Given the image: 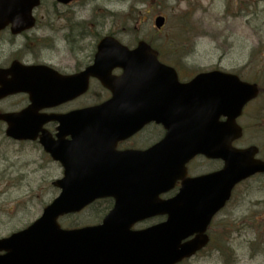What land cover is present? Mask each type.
Here are the masks:
<instances>
[{
	"label": "water",
	"instance_id": "95a60500",
	"mask_svg": "<svg viewBox=\"0 0 264 264\" xmlns=\"http://www.w3.org/2000/svg\"><path fill=\"white\" fill-rule=\"evenodd\" d=\"M37 4L38 0H0V28L8 21L17 20H23L22 24L16 25L18 28L29 26L31 9ZM163 23V17L155 19L157 28ZM114 67L122 68L123 73L111 75ZM50 74L52 81L47 80V88L34 90L24 86L8 92H28L31 107L51 106L70 98V90L77 78L80 92L86 91L88 78L93 76L118 94L113 93L110 100L100 105L58 117L29 116L32 110H26L24 114L0 115V119L8 124L6 134L16 139H35L44 122L57 119L60 123L58 141H53L44 132L40 142L64 167L63 179L54 183L61 188V193L44 208L42 216L26 229L0 239V252H4L0 254V264H175L208 242L204 234L206 227L229 199L232 188L255 173H264V161L254 158L256 147L236 149L231 146V142L241 135L235 119L246 102L256 96V85L242 82L236 75L214 71L180 83L176 72L160 64L156 51L145 42H139L130 50L110 37L101 40L94 64L78 77L57 78L52 72ZM43 75L45 79L48 77ZM127 84L135 94L129 103L125 102L129 92ZM169 90L175 92L173 96L169 95ZM150 107L157 108V117L169 130L174 128L181 132L188 141L194 132L199 135L202 127L205 132L208 124L216 123L219 115H227L224 155L213 152L204 144L193 145V142L183 144L188 147L174 152L176 157L183 156L178 152L181 151L186 152V158L196 153L223 158V170L212 174L201 185L184 182L180 194L166 201L159 200L158 195L172 187L178 177L177 171L181 169L173 156L161 163H150L143 190L108 182L111 174L108 175V171L103 174L104 170L96 165L92 170L97 173L89 177L91 182L86 180L88 175L80 164L86 151L79 148L81 138H119L143 124L144 110ZM165 117L170 119L169 125L165 123ZM66 135L74 141L64 142L62 139ZM110 155L107 154L108 158ZM127 194L139 199V204L143 199V203L131 208L128 200H134ZM111 195L116 198V205L101 224L64 230L57 223L58 216L78 211L95 198ZM158 214H167L166 221L144 230H130L136 221ZM193 234H196L194 238L183 241Z\"/></svg>",
	"mask_w": 264,
	"mask_h": 264
},
{
	"label": "rangeland",
	"instance_id": "374dc122",
	"mask_svg": "<svg viewBox=\"0 0 264 264\" xmlns=\"http://www.w3.org/2000/svg\"><path fill=\"white\" fill-rule=\"evenodd\" d=\"M38 12L53 19L76 17L84 22L79 47L84 51L81 59L85 63L91 60L98 37L112 34L128 46L146 40L162 53V61L179 69L184 79L200 70L220 68L264 88V0H83L67 6L44 0ZM158 14L166 18L160 30L153 26ZM52 23L59 28L65 21ZM62 33L56 31L53 35L57 53L37 49L43 59L59 62L63 58ZM9 49L4 46L5 55ZM263 95L240 119L245 127L240 144L253 142L260 146V157H264ZM103 97L106 94L91 83L84 104ZM15 101L1 106L12 110L14 106L7 104ZM60 176L61 169L38 144L11 141L5 138L0 125V238L40 216L43 207L58 194L52 181ZM97 212L86 210L59 221L63 227L92 224L98 221ZM209 231L208 246L181 264H264V175L236 186Z\"/></svg>",
	"mask_w": 264,
	"mask_h": 264
},
{
	"label": "flooded vegetation",
	"instance_id": "af4514ba",
	"mask_svg": "<svg viewBox=\"0 0 264 264\" xmlns=\"http://www.w3.org/2000/svg\"><path fill=\"white\" fill-rule=\"evenodd\" d=\"M81 0H74L68 2L67 5H73ZM44 3V0H41ZM41 7V5H40ZM39 7V8H40ZM39 8L33 11L34 23L30 28L22 30L19 34L14 33V29L11 25H7L4 29L0 30V69L10 68L12 63H18L25 66L30 65H47L61 75H74L83 70L88 63L82 60L84 51L80 49L79 42L84 34V22H80L76 17H61L60 19H53L52 17H46L39 15ZM38 12V13H37ZM56 20H63L65 24L62 27H55L52 23ZM78 22V23H76ZM56 31L63 32L61 39L64 43L65 50L63 58L59 62L53 60L43 59L42 52L37 49H49L53 53H57V46L54 42L53 35ZM55 36V35H54ZM51 37V39L49 38ZM4 46L9 47L7 55L4 54ZM93 53L91 56L93 57ZM62 65V66H61ZM12 74L10 72L3 76H0V86L5 81L11 80ZM99 89H101L99 87ZM106 97L110 96V92L106 89H101ZM86 94H81L73 99L66 101L65 103L49 110L48 112L65 113L76 109L84 108ZM105 98V97H103ZM28 96L24 93L14 94L0 100V112L6 111H18L27 105ZM16 100L15 102L7 105H12V110H6L4 106L8 101ZM89 103L92 105L98 103ZM1 126L5 124L0 121ZM56 124L50 123L48 129L54 134ZM165 136V129L161 124L150 122L144 125L140 130L128 136L127 138L120 140L116 143V150H147L151 146L160 142ZM223 166V162L220 159L206 158L202 155H198L190 160L186 165L185 177H195L207 173L218 171ZM181 185V180H178L175 184V188L167 194V197L174 195Z\"/></svg>",
	"mask_w": 264,
	"mask_h": 264
}]
</instances>
